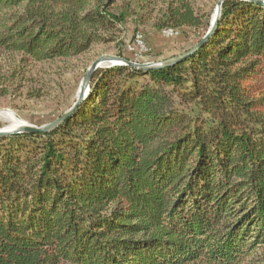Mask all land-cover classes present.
<instances>
[{"label":"trees","instance_id":"16d2710c","mask_svg":"<svg viewBox=\"0 0 264 264\" xmlns=\"http://www.w3.org/2000/svg\"><path fill=\"white\" fill-rule=\"evenodd\" d=\"M138 7L210 28L193 0H0V50L76 58ZM219 19L189 58L99 67L58 128L0 137V264H242L264 246V4Z\"/></svg>","mask_w":264,"mask_h":264},{"label":"rangeland","instance_id":"374dc122","mask_svg":"<svg viewBox=\"0 0 264 264\" xmlns=\"http://www.w3.org/2000/svg\"><path fill=\"white\" fill-rule=\"evenodd\" d=\"M193 1L199 14L205 20L210 17L212 23L219 0ZM151 8L138 7L142 16L128 18L115 42L97 43L90 52L76 58L37 62L0 50V113L9 111L21 121L42 126L61 117L75 103L83 76L98 57L121 53L133 61H161L189 50L204 34V28L188 27L179 28L177 35L165 36V28L157 26ZM17 11L9 10L4 16L8 18ZM138 32L146 39L144 51L129 49ZM8 125L0 120V129ZM242 264H264V246L256 248Z\"/></svg>","mask_w":264,"mask_h":264},{"label":"water","instance_id":"95a60500","mask_svg":"<svg viewBox=\"0 0 264 264\" xmlns=\"http://www.w3.org/2000/svg\"><path fill=\"white\" fill-rule=\"evenodd\" d=\"M226 0H219L217 9L215 12V15L213 17L212 23L210 28L207 30V33L203 36V39L197 42L195 45H193L189 50L178 54L171 56V58L164 59L161 61H152V62H139L137 60H131L129 58L120 56V55H102L96 59V61L88 68L85 75L83 76V81L79 87V91L77 94V100L75 103L64 113L61 114V117L58 119L43 124L42 126L34 125L32 123H24V125L20 126L16 129H0V137H6V135L9 134H16V133H24V132H49L51 130H54L58 128L61 123H63L66 119L70 118L72 114L79 108V105L88 97V93L90 91V85L92 82V75L95 73L97 68L111 64H120V65H128L132 67H136L139 69H143L146 71H150L155 68H162V67H168L173 64H176L184 59L189 58L191 54H194L196 51H198L205 42L210 38V36L214 33L217 24L219 22V18L222 12L223 4ZM252 2H255L257 4H264V0H250Z\"/></svg>","mask_w":264,"mask_h":264},{"label":"built area","instance_id":"2783aa9c","mask_svg":"<svg viewBox=\"0 0 264 264\" xmlns=\"http://www.w3.org/2000/svg\"><path fill=\"white\" fill-rule=\"evenodd\" d=\"M179 32H180L179 28H175L171 26L163 30L165 36L177 35ZM134 40L135 41L133 45H129L130 50L144 51L146 49V39L142 33L138 32L135 35Z\"/></svg>","mask_w":264,"mask_h":264},{"label":"bare ground","instance_id":"6f19581e","mask_svg":"<svg viewBox=\"0 0 264 264\" xmlns=\"http://www.w3.org/2000/svg\"><path fill=\"white\" fill-rule=\"evenodd\" d=\"M213 17V16H212ZM0 120L7 121L10 125L6 126L5 129H16L27 123V121H21L14 113L5 111L0 113Z\"/></svg>","mask_w":264,"mask_h":264}]
</instances>
